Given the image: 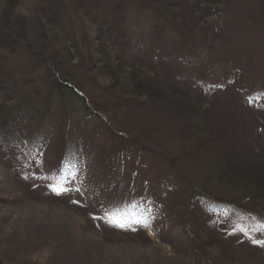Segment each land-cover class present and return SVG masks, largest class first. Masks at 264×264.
Listing matches in <instances>:
<instances>
[{
	"label": "rangeland",
	"instance_id": "1",
	"mask_svg": "<svg viewBox=\"0 0 264 264\" xmlns=\"http://www.w3.org/2000/svg\"><path fill=\"white\" fill-rule=\"evenodd\" d=\"M101 13L109 18L104 30L118 34L109 33L108 38L116 37L121 45L126 35L131 45H138L139 49L143 46L141 55L154 60L150 62V69L161 81L184 87L182 92L190 101L200 98V89L209 94L206 95L211 99L208 110L219 119L213 126H218L226 145L235 146V141L247 131H263L264 0H0V82L17 86L22 91L21 101L29 107L33 102L40 105V100L49 99L50 83L56 77L62 79L73 74L81 82L86 80L85 68L80 62L83 58L85 64L88 57L82 19ZM52 14L63 22L64 29L57 34L45 24ZM157 30L159 34L155 37ZM49 32L56 35L50 37ZM60 40L68 49L78 44L80 53H72L73 63L62 62L60 68L49 70L42 58L46 62L52 54L60 52ZM116 51L113 55L110 53L109 62ZM139 52L134 51L136 55ZM180 54L194 61L190 65L183 64L185 61ZM158 55L166 58L155 61ZM89 84L85 87L109 118L123 114L117 100L108 99L98 91L95 93L96 87ZM251 98H256L254 104H248L247 99ZM257 106L263 114L250 117L248 111L253 112ZM134 109L131 119L139 122L141 131L133 134L136 140H127L125 146L131 158H138L137 164L131 163L141 176L140 187L149 191L148 197L161 200L167 197L166 205L177 207L180 200L172 187L182 182L175 179L174 172L161 158L148 151L145 142L154 146L153 143H160L162 138L169 140L172 134L168 133L176 132L175 125H179L172 120L169 110L162 115L170 128L163 129L157 117L147 109ZM176 111L172 106L171 113ZM208 113L204 118L212 122ZM82 116V112L75 114L77 122L83 125L75 123L72 129L79 130L89 144L102 153L112 146V140L116 143L115 137L109 139L90 133L92 130L100 133L99 121L93 117L87 119L89 124ZM258 118L259 125L252 123ZM254 134L250 135V141ZM139 141L144 143L140 145ZM176 145L168 148L172 150ZM189 155L187 152V157ZM211 163L205 159L199 165L210 170L214 169ZM190 164L187 160L181 166L194 179L200 178L202 173L198 174L196 167L193 170ZM46 172L45 166L33 173L21 170L22 184L17 185L7 182L0 165L1 261L6 264L178 263L172 245L157 240L150 232L145 237L128 234L137 224L126 229L124 224L116 226L110 222L106 209L107 202L111 203L108 195L86 186L77 190L80 193L70 189L66 196L58 193L55 197L45 188L47 182L41 179ZM170 173L173 178H167ZM4 188L10 190L9 196ZM222 193L225 192L219 188L212 192L214 195ZM170 238L181 241V252L195 246L192 237L172 235ZM225 249L230 251L229 247ZM239 250L241 261L264 264V241Z\"/></svg>",
	"mask_w": 264,
	"mask_h": 264
},
{
	"label": "trees",
	"instance_id": "2",
	"mask_svg": "<svg viewBox=\"0 0 264 264\" xmlns=\"http://www.w3.org/2000/svg\"><path fill=\"white\" fill-rule=\"evenodd\" d=\"M61 20L52 14L45 24L57 34L64 29ZM108 20V15L103 13L92 18L83 16L88 57L85 64L83 58L80 62L84 65L86 80L81 82L73 74L62 79L56 77L50 83L49 99L40 100V105L33 102L29 107L21 101L22 91L17 86L0 82V165L7 182L20 185L21 170L33 173L45 166L47 172L41 179L47 182L45 188L51 195L57 197L58 193H63L66 196L72 190L80 193L77 190L86 186L108 195L111 198L106 208L109 221L116 226L124 224L126 229L137 224L128 234L145 237L150 232L157 240L172 245L178 258V263L174 264H248L241 261L239 249L264 241V129L256 133L247 131L235 141V146L226 145L218 126H213L219 119L208 110L211 99L206 95L209 94L200 89V98L190 101L182 92L184 87L161 81L150 69V62L154 60L141 55L143 46L139 49L138 45H131L126 35L121 45L116 37L108 38L109 33L118 35L117 31L104 30ZM157 32L153 36H158ZM58 49L60 52L52 54L48 61L42 58L49 70L60 68L62 62L73 63L72 53H80L78 44L68 49L62 40ZM113 51H116L115 56L109 62ZM134 51L141 52L136 55ZM180 56L185 61L183 64L190 65L194 61L184 54ZM165 58L158 55L155 61ZM88 82L96 87L95 93L98 91L108 99L117 100L123 114L109 118L85 87ZM253 100L256 98L247 99L248 104H254ZM172 106L177 109L175 113H171ZM135 107L155 115L163 129L170 128L162 115L169 110L172 120L179 125H175L176 132L168 133L172 134L169 140L162 138L160 143H153L154 146L145 142L148 151L161 158L174 172L175 179L182 182L172 187L180 200L177 207L167 206V197L164 200L148 197L149 191L140 187L141 176L133 166L138 158H131L125 146L127 140H136L133 134L141 131L139 122L131 119ZM258 108L260 106L253 112L248 111V115L253 118V115L263 114ZM81 112L85 122L93 117L99 121L100 133L94 130L90 133L109 139L115 137L116 143L112 140V146L101 153L79 130L72 129L75 123L82 124L75 118V114ZM207 113L212 119L210 123L204 118ZM259 118L252 123L259 125ZM172 144H177V148H168ZM205 159L212 162L214 169L200 167ZM187 160L193 170L196 167L197 173H202L200 178L194 179L183 169L181 164ZM166 176L173 178L174 175ZM214 188L225 193L214 195ZM4 189L9 196L10 190ZM172 235L192 237L195 246L181 252V241L170 238ZM0 264L6 263L0 260Z\"/></svg>",
	"mask_w": 264,
	"mask_h": 264
}]
</instances>
